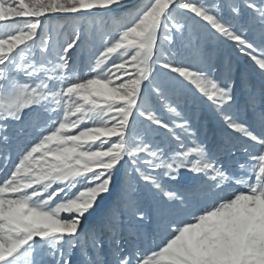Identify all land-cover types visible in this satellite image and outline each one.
I'll return each mask as SVG.
<instances>
[{
    "label": "snow or ice",
    "instance_id": "1",
    "mask_svg": "<svg viewBox=\"0 0 264 264\" xmlns=\"http://www.w3.org/2000/svg\"><path fill=\"white\" fill-rule=\"evenodd\" d=\"M0 264H264V0H0Z\"/></svg>",
    "mask_w": 264,
    "mask_h": 264
},
{
    "label": "rangeland",
    "instance_id": "2",
    "mask_svg": "<svg viewBox=\"0 0 264 264\" xmlns=\"http://www.w3.org/2000/svg\"><path fill=\"white\" fill-rule=\"evenodd\" d=\"M58 23H62V21L58 22V21H52L51 25H50V29L51 30H56ZM238 95H240L241 97H243L245 95V93L243 91L239 92ZM207 128H208V134L210 137L213 136V133H218L220 130V125L218 124V122H214L212 121L211 117H208V124H207Z\"/></svg>",
    "mask_w": 264,
    "mask_h": 264
}]
</instances>
